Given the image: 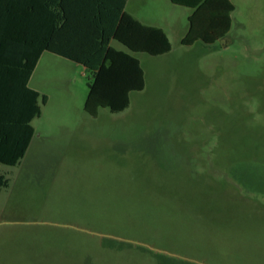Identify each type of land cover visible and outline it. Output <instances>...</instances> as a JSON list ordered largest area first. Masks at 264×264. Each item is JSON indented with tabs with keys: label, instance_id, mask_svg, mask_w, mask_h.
<instances>
[{
	"label": "rangeland",
	"instance_id": "rangeland-1",
	"mask_svg": "<svg viewBox=\"0 0 264 264\" xmlns=\"http://www.w3.org/2000/svg\"><path fill=\"white\" fill-rule=\"evenodd\" d=\"M229 1L227 35L189 46L191 9L129 1L171 48L133 54L119 113L89 116L92 73L42 57L33 140L0 165V264H264V0Z\"/></svg>",
	"mask_w": 264,
	"mask_h": 264
},
{
	"label": "trees",
	"instance_id": "trees-1",
	"mask_svg": "<svg viewBox=\"0 0 264 264\" xmlns=\"http://www.w3.org/2000/svg\"><path fill=\"white\" fill-rule=\"evenodd\" d=\"M192 10L184 45H212L230 30L229 0H169ZM127 0H24L25 8L4 10L0 23V165L15 167L23 159L46 96L28 87L40 54L50 52L94 73L84 111L96 117L100 108L119 113L129 106L131 92L144 88V75L133 56H160L170 51L165 33L145 26L125 12ZM23 6V7H24ZM6 12V14H5ZM121 44L126 51L115 49ZM0 176V193L9 187Z\"/></svg>",
	"mask_w": 264,
	"mask_h": 264
},
{
	"label": "crops",
	"instance_id": "crops-1",
	"mask_svg": "<svg viewBox=\"0 0 264 264\" xmlns=\"http://www.w3.org/2000/svg\"><path fill=\"white\" fill-rule=\"evenodd\" d=\"M129 1L130 0H127V2H126V5H125V12L127 13V14H129L132 18H134L137 22H139L140 24H142V25H145V26H151V27H156V28H161L159 25H157L156 23H154V21H152L149 17H147V15L148 14H144V13H140L138 10H134V11H128L127 10V8H128V5H129ZM24 6V0H0V7H2L4 10H10L11 8H15V7H20V8H25V6ZM5 14H6V12H5ZM0 23H3L4 25H5V28H6V30L8 31L9 30V26H11V21H10V19L9 18H7V16L5 17V18H2V20H0ZM161 30H163L162 28H161ZM164 31V30H163ZM165 32V31H164ZM113 43V42H112ZM112 43H111V45H112ZM46 53H49V54H51V55H54V54H52V53H50V52H47V51H43L41 54H40V57H39V59H38V61H37V64H36V66H35V68H34V70L32 71V74H31V76H30V78H29V80H28V87L30 88V89H32V90H34V91H36V92H38L40 95H43L42 94V91L40 90V89H38V88H33L31 85H30V83L32 82V78H33V75H34V73H35V71H36V69H37V67H38V65H39V63H40V60L42 59V57L46 54ZM54 56H57V55H54ZM57 57H59V56H57ZM60 58H62V57H60ZM64 59V58H63ZM66 60V59H65ZM68 61V60H67ZM82 67V66H81ZM84 70H86L84 67H82ZM87 71H89V70H87ZM91 72V71H90ZM92 73V78H91V81H92V79H93V76H94V73L93 72H91ZM91 81H89V83L91 82ZM89 83H88V85H89ZM46 102H47V99H46ZM46 104V103H45ZM45 104H42V106H44ZM42 106H40V108H41V111H42ZM41 115V114H40ZM33 121V120H32ZM32 123V122H31ZM34 134H35V131H34ZM33 137H34V135L32 136V138H31V141H30V143H29V146L31 145V142H32V140H33ZM29 146H28V148H29ZM28 150V149H27ZM27 152V151H26ZM26 154V153H25ZM24 157H25V155H24ZM23 157V158H24Z\"/></svg>",
	"mask_w": 264,
	"mask_h": 264
}]
</instances>
